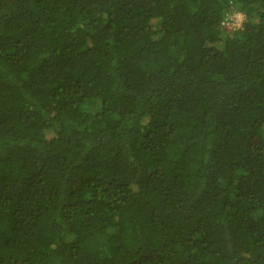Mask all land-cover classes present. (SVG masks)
Segmentation results:
<instances>
[{"label":"trees","instance_id":"obj_1","mask_svg":"<svg viewBox=\"0 0 264 264\" xmlns=\"http://www.w3.org/2000/svg\"><path fill=\"white\" fill-rule=\"evenodd\" d=\"M0 264H264V0H0Z\"/></svg>","mask_w":264,"mask_h":264},{"label":"rangeland","instance_id":"obj_2","mask_svg":"<svg viewBox=\"0 0 264 264\" xmlns=\"http://www.w3.org/2000/svg\"><path fill=\"white\" fill-rule=\"evenodd\" d=\"M228 17L231 19V21L223 26L224 30L229 31L240 28L243 22L242 14L235 12Z\"/></svg>","mask_w":264,"mask_h":264},{"label":"built area","instance_id":"obj_3","mask_svg":"<svg viewBox=\"0 0 264 264\" xmlns=\"http://www.w3.org/2000/svg\"><path fill=\"white\" fill-rule=\"evenodd\" d=\"M231 21V19L227 16L224 21L222 22V25L228 24Z\"/></svg>","mask_w":264,"mask_h":264}]
</instances>
